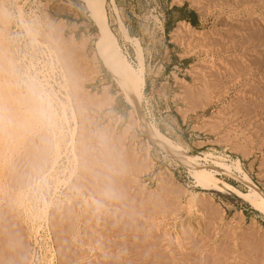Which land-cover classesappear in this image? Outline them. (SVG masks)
Instances as JSON below:
<instances>
[{"label":"rangeland","instance_id":"1","mask_svg":"<svg viewBox=\"0 0 264 264\" xmlns=\"http://www.w3.org/2000/svg\"><path fill=\"white\" fill-rule=\"evenodd\" d=\"M114 2L106 0L109 26L135 68L138 59L129 38L142 51L146 85L140 114L195 156L218 149L222 154L244 158L234 149L250 148L244 150L250 153L242 160L243 168L264 192V110L260 107L264 106V0ZM0 5L8 13L6 37L14 55L15 79L26 99L22 101L16 95L13 99L12 95L8 100L0 92V264H173L171 255L164 263L161 255L147 258L145 252L155 255L165 244L167 252L174 253L175 264H264V212L234 194L204 190L194 178L174 172L157 159L163 148L136 123L139 114L101 58L99 29L82 0H0ZM20 6L23 20L18 15ZM190 11L198 15L196 26L179 20L188 17ZM58 23V36L50 40L47 35ZM72 35L78 41L85 37L81 53L72 49ZM54 50L61 60L73 51L74 55L68 54L72 62L68 69L65 67L66 74L70 73L68 80L62 76L63 64ZM34 84L53 100L59 117L62 112L67 116V120H58L59 128L30 119L28 86ZM82 95L93 100L108 95L112 100L102 108L87 103L80 108L78 98L82 100ZM61 128L67 152L58 169L73 170L72 153L80 161L74 179L69 178L68 171L60 175L66 184L47 175ZM73 133L74 152L68 145ZM44 174L47 176L42 181ZM163 177L170 185L167 191L159 187ZM219 177L244 193L250 191L232 176ZM35 181L41 187H36ZM21 188L36 196L38 208L44 196L52 200L47 221L37 219L29 224L25 210L16 205ZM194 194L203 199L201 205L208 206L206 211L203 206L189 208ZM6 214L11 220L9 230L5 228ZM33 226L39 229L35 238ZM164 237H168L166 241ZM150 243L159 244L154 248ZM150 248L154 251L149 252ZM140 250L146 257L140 256Z\"/></svg>","mask_w":264,"mask_h":264},{"label":"bare ground","instance_id":"2","mask_svg":"<svg viewBox=\"0 0 264 264\" xmlns=\"http://www.w3.org/2000/svg\"><path fill=\"white\" fill-rule=\"evenodd\" d=\"M85 4H86V8L88 9L89 11V15L90 17L92 18V20L94 21L95 25L98 27L99 29V41H98V52L101 56V58L104 60V62L106 63L107 66H109V68L111 69L114 77L116 78L117 82L120 84V86L122 87V89L124 90L125 94H126V98L127 100L129 101V103L131 104V106L133 107V109L138 112L139 114V119H137V122L139 127L146 133V135L148 136V138L155 144L159 145L160 147L163 148L164 152L167 153V155L176 163H179L183 166H185L188 171L192 174L193 178L195 179V182L197 185H199V187L201 186V188H203L204 190H220V191H223V192H227V193H231V194H234L236 196H238L239 198H241L242 200H246L248 202H250L257 210L259 211H262L264 212V192L259 188V186L255 183V181L252 179V177L244 170L243 168V162L242 160L246 159V157L249 155V151L250 148H248L247 152H244V150H246V148L242 151L241 149L237 148V149H234V151H237L240 153H242L243 157L242 156H239L237 158H234L232 160L231 163L225 161L224 157L221 156V155H216V157H213L212 154H209L208 152L207 153H203V157L202 155H193L189 152V150L183 146L180 142H176V141H172L170 139H168L165 135H163L162 133L159 132V130L155 127H153L151 124L148 123V121L146 120L145 116H143V114H140V109H141V101L144 97V89H145V85H146V80H145V75H144V60H143V56H142V51L140 49V47L135 43L133 42L130 38V42L133 43L134 47H135V51H136V55H137V59H138V68H135L131 62L128 60V58L125 56V54L122 52V49L118 43V40H117V37L116 35L114 34V32L112 31V29L110 28L109 26V22H108V14H107V8H106V0H82ZM112 4L114 5L115 2L114 0H111ZM177 2H180V1H177ZM262 2V1H261ZM19 9V17L22 18L24 17V13L22 11V8L21 6L18 8ZM7 11H5L1 5H0V92L4 93V95H6L5 97L3 98H7L8 100L10 99L11 100V96L13 95V99H14V95H16L17 97H19L22 101L26 100L25 99V96L23 95V91L21 90L20 88V85L18 83V81L15 79V73H14V65H15V60H14V55L13 53L11 52V49L9 48V41L6 37V31L9 27V19L7 17L8 13H6ZM36 17V15H35ZM23 20V18H22ZM33 20V19H32ZM60 22H63L64 23V20H60ZM34 24V23H33ZM40 24V22H39ZM38 24V25H39ZM59 24V23H58ZM37 25V24H36ZM56 26V25H55ZM120 26H121V29L123 32H126V29H125V26L124 24L121 22L120 23ZM37 27V26H36ZM61 27L60 24L57 25L56 27H52V31L48 36V38L50 40H55L53 39L55 36H58L57 34V29L59 30ZM187 27V26H186ZM35 28V27H34ZM42 28V27H41ZM42 30V29H41ZM9 32V31H8ZM31 36H33V38H35V34L34 32L32 31H29ZM39 32V31H38ZM253 33V32H252ZM264 35V34H263ZM47 38V39H48ZM60 43V42H59ZM71 45H72V49L74 48V51H76V53L79 51L81 53L82 49L84 48V46L86 45V39L85 37L80 39L79 41L74 39L73 35L71 36V39H70V42ZM56 50V49H55ZM55 52V54L57 55V59L59 60L58 62H60L62 65L61 67L63 68V71H62V76L65 80H68V74L70 75V73H67L66 74V68L68 69L69 68V64H71V60L68 61V54L71 53L73 54L72 52H68V53H65L64 57L62 60L60 59V54L58 55V53ZM52 51V50H51ZM84 52V51H83ZM70 54V55H71ZM63 55V54H62ZM74 55V54H73ZM56 59V60H57ZM65 60V61H64ZM256 60V59H255ZM254 60V61H255ZM259 62V61H258ZM17 63V62H16ZM264 64V63H263ZM258 65V64H257ZM71 66V65H70ZM261 66V65H260ZM66 67V68H65ZM264 67V66H263ZM60 70V69H59ZM61 71V70H60ZM74 74V73H73ZM26 75V74H25ZM30 74H28L29 76ZM247 75V74H246ZM27 76V78H28ZM72 76V75H71ZM77 77V76H76ZM215 77V76H214ZM26 78V79H27ZM21 79V78H20ZM24 79V78H23ZM44 80H46V84L49 83V81L45 78ZM24 81V80H23ZM26 81V80H25ZM26 83V82H25ZM41 83V82H40ZM31 84V83H30ZM39 84V83H38ZM37 84V85H38ZM43 84V83H42ZM35 85V84H34ZM264 85V84H263ZM45 85H42V88H44ZM78 87V86H77ZM40 88V87H39ZM52 88V87H51ZM77 91H78V88H77ZM260 92V91H259ZM76 94V93H75ZM79 94V93H78ZM85 94V93H84ZM83 94V95H84ZM83 95H82V100H80L81 97L78 98V103H79V106L80 108L83 107L84 105H96L97 108H102L104 106L107 105V103L112 100V99H109L108 95H103V97L101 96L100 98L98 97V99L96 100H93L91 98H87V99H84L83 98ZM80 96V94H79ZM85 97V95H84ZM29 98V97H28ZM47 98H48V101L50 103V107H51V111L53 112L54 114V120L53 122H51V127L53 126L54 128H57L58 127V120H60L61 118H66L67 116L65 115L64 112L63 115L61 117H59L56 113V110H55V107L51 101V98L47 95ZM69 98V97H68ZM70 99V98H69ZM68 99V100H69ZM17 100V99H16ZM14 100V101H16ZM77 100V99H76ZM109 100V101H108ZM3 103V102H2ZM20 103V102H19ZM52 103V104H51ZM204 104V103H202ZM206 104V103H205ZM254 104V103H253ZM260 104V103H259ZM9 105V104H8ZM92 105V106H93ZM263 105V103H262ZM7 106V105H6ZM5 106V107H6ZM15 106V105H14ZM17 106V105H16ZM24 106V105H23ZM190 106V105H189ZM250 106V105H249ZM25 107V106H24ZM54 107V108H53ZM200 107H202V105H200ZM260 107H263V110H264V106H260ZM69 108V107H68ZM79 108V109H80ZM84 108V107H83ZM203 108V107H202ZM244 108V106H243ZM251 108V107H250ZM30 109V119L34 120L36 118L33 117L32 113H31V105L29 107ZM72 109V108H70ZM74 109V108H73ZM190 109V108H189ZM245 110V109H244ZM241 111V110H240ZM8 112V111H7ZM13 112V111H11ZM73 112V111H72ZM248 113V112H247ZM252 113V111L250 112ZM263 113V112H262ZM8 114V113H7ZM2 115V114H1ZM15 115V114H14ZM73 119L76 121V115L74 114L73 112ZM8 117V116H7ZM9 118V117H8ZM14 118V117H13ZM21 119V118H20ZM8 120V119H7ZM65 120V119H64ZM67 120V118H66ZM246 120V119H245ZM12 121V120H11ZM35 122V121H34ZM32 123V122H31ZM57 123V124H56ZM60 123V122H59ZM36 124V123H35ZM3 125V124H2ZM34 126V125H33ZM77 126V125H76ZM3 128V127H2ZM6 128V127H5ZM3 128V129H5ZM59 128V127H58ZM204 128V127H203ZM57 130V129H56ZM55 130V131H56ZM4 132V131H3ZM21 132V131H20ZM55 133V132H54ZM58 133H59V139L55 141L54 143V153H53V161L51 162V167L48 171L49 174H47L48 176H50L51 178L52 177H55L56 181L57 182H66L65 180H61L60 179V175H64L68 170H67V167H62L60 170L58 169L60 166H59V161H61L62 157L64 155H66V152L65 151V147L63 146V130L62 128L58 130ZM57 133V134H58ZM71 137V136H70ZM66 139V138H65ZM70 142L68 143V145H70L72 147V152L76 151V142L74 140V133L72 134V137L70 138ZM16 141V140H15ZM67 144V143H66ZM32 146V145H31ZM30 146V147H31ZM47 146V145H46ZM67 146V145H66ZM149 146V145H148ZM242 147V145H240ZM40 147V146H39ZM49 147V146H48ZM42 148V147H41ZM29 150V149H27ZM162 150V149H161ZM162 150V151H163ZM33 152V151H32ZM27 153V151L25 152V154ZM6 154V153H5ZM71 154V153H70ZM73 154V163H74V168L73 170H69L67 172V174H69V178H72L74 179L75 175H76V172L78 170V164L80 163L79 161V157L77 154ZM108 154V153H107ZM7 155V154H6ZM24 156V155H23ZM29 156V155H28ZM111 156V155H109ZM1 158V157H0ZM33 158V157H32ZM2 159V158H1ZM7 159V158H6ZM36 159V158H35ZM121 159V158H120ZM147 159V158H146ZM34 160V159H33ZM89 160V159H88ZM111 161V160H110ZM144 161V160H143ZM31 163V162H30ZM38 163V162H37ZM20 164V163H19ZM47 164V163H46ZM151 163L148 164V166L150 165ZM94 165V164H93ZM1 166V165H0ZM20 166V165H19ZM83 166V165H82ZM90 168V167H89ZM80 169V168H79ZM44 170V169H43ZM42 170V171H43ZM108 170V169H107ZM110 170V169H109ZM115 170V169H114ZM113 170V171H114ZM27 171V170H26ZM41 171V170H40ZM88 171V170H87ZM168 171V170H167ZM32 172V171H31ZM112 172V171H111ZM115 172V171H114ZM83 173V172H82ZM99 173V172H98ZM105 174V172H103ZM170 173V172H169ZM119 174V173H118ZM171 174V173H170ZM47 175H43L42 176V181L45 179V177ZM112 175V174H111ZM122 175V174H121ZM221 175H229L230 177H234L235 179H237L238 181L242 182L244 185H246L248 188H249V193H244L243 191H241L240 189H238L236 186L232 185L231 183L223 180L221 177ZM163 176V175H162ZM158 177V176H157ZM84 178V177H83ZM166 178V177H165ZM170 179V177H169ZM172 179V178H171ZM95 180V179H94ZM113 180V179H112ZM160 184H159V187H162V188H167L165 191L169 190V182L166 181V179H164V177L161 179L160 178ZM41 181V182H42ZM93 181V180H92ZM110 181V180H109ZM36 182V181H35ZM115 182V181H114ZM116 182H118L116 180ZM122 182V180H121ZM95 183V182H94ZM120 183V182H119ZM58 184V183H57ZM66 184V183H65ZM111 184V183H110ZM84 185V184H83ZM98 185V184H97ZM120 185V184H119ZM122 185V184H121ZM35 186L36 187H41V184L36 182L35 183ZM118 186V185H117ZM14 187V186H13ZM47 187V186H46ZM55 187V186H54ZM87 188H89L88 186H86ZM109 187V186H108ZM112 187V186H111ZM126 187V186H125ZM28 187H26L27 189ZM57 188V186H56ZM72 188H73V185H72ZM86 188V189H87ZM96 188V187H95ZM106 188V187H104ZM22 189V192H18L20 191V189L17 191L19 193L18 197L15 195V200L17 202L16 205H18V207L24 209L23 211L25 212V214H27L26 218L27 220H29V224H31V222L33 220H37V219H42L44 221H47L48 220V216L50 214V211L52 210L51 207H52V200H48L45 196L42 199V206L40 208L39 205H37V202L39 201H36V196H33L32 194H29L30 192V189L27 191V190H23L24 188H21ZM67 189V188H66ZM69 189V188H68ZM74 189V188H73ZM82 189V188H81ZM98 188H96L97 190ZM48 190V189H47ZM100 190V189H99ZM33 191V190H32ZM121 191V190H120ZM97 192V191H96ZM111 192V191H110ZM126 192V191H124ZM16 193V192H15ZM33 193V192H32ZM109 193V192H108ZM139 194V193H138ZM36 195V194H35ZM102 195V194H101ZM105 195V194H104ZM118 195V194H117ZM205 195V193H204ZM207 195V194H206ZM119 196V195H118ZM202 196H203V193H202ZM124 197V196H123ZM148 197V196H147ZM159 196L157 195V198ZM199 196H197V194H194L189 202H188V205H189V208L190 209H195L196 206H203L200 204V201L203 200V199H199L198 198ZM205 197V196H204ZM203 197V198H204ZM57 198V197H56ZM115 198V197H114ZM85 199V198H84ZM136 199V198H135ZM170 199V198H169ZM206 199V198H205ZM211 199V198H210ZM83 200V199H82ZM115 200V199H114ZM167 200V199H166ZM212 200V199H211ZM111 201V200H109ZM118 201V200H117ZM155 201V200H154ZM164 201V200H163ZM205 201V200H204ZM209 201V200H208ZM208 201H205V202H208ZM213 201V200H212ZM15 202V203H16ZM78 202V200H77ZM135 202V201H134ZM146 202V201H145ZM156 202V201H155ZM158 202V201H157ZM72 203V202H71ZM111 203V202H110ZM118 203V202H117ZM133 203V202H132ZM149 203V202H148ZM209 203V202H208ZM211 203V202H210ZM130 204V203H129ZM137 204V203H136ZM158 204V203H157ZM163 206L166 205L164 203H162ZM66 205V204H65ZM160 206V204H158ZM168 205V203H167ZM213 205V204H212ZM73 206V205H72ZM79 206V205H78ZM157 206V205H156ZM162 206V205H161ZM160 206V207H161ZM206 206V205H205ZM211 206V205H209ZM215 206V205H214ZM213 206V207H214ZM15 207V206H14ZM35 207L37 208V210H35ZM69 207V206H68ZM84 207V206H83ZM119 207V206H118ZM126 207V206H125ZM155 207V206H154ZM168 207V206H167ZM188 207V206H187ZM204 207V206H203ZM208 207V206H206ZM204 207V209L206 208ZM98 208V207H97ZM144 208V207H143ZM146 208L147 205H146ZM150 208V207H149ZM163 208V207H162ZM75 209V208H73ZM104 209V208H103ZM165 209V207L163 208ZM168 209V208H167ZM181 209V208H180ZM203 209V208H202ZM201 209V210H202ZM212 209V208H211ZM218 209V208H217ZM216 209V210H217ZM68 210V209H67ZM85 210V209H83ZM95 210V209H94ZM128 210V209H127ZM148 210V209H147ZM150 210V209H149ZM152 210H155V209H152ZM197 210V209H196ZM66 211V210H65ZM151 211V210H150ZM157 211V210H156ZM155 211V212H156ZM168 211V210H167ZM166 211V212H167ZM192 211V210H191ZM206 211V209H205ZM218 211V210H217ZM104 212V211H103ZM160 212V210L158 211V213ZM175 212V211H174ZM208 212V211H207ZM220 212V211H218ZM145 213V212H144ZM150 213V212H149ZM170 213V212H169ZM199 213V212H198ZM197 213V214H198ZM202 213V212H201ZM211 213H214V212H211ZM19 214V213H18ZM107 214V213H106ZM204 214V212H203ZM101 215V214H100ZM9 216V214H8ZM7 214H6V221H5V228H8V230L10 229V226H11V220H9ZM24 216V217H25ZM77 216V215H76ZM203 216V215H202ZM215 215H213L214 217ZM217 217V216H216ZM17 218V217H16ZM74 218V217H73ZM87 218V217H86ZM144 218V217H143ZM150 218V217H149ZM152 218V217H151ZM155 219V218H153ZM5 220V219H4ZM3 220V221H4ZM71 220V219H69ZM98 220V219H97ZM200 220V219H199ZM2 221V220H1ZM2 221V223H3ZM115 221V220H113ZM126 221V220H125ZM150 221V220H149ZM153 221V220H152ZM35 222V221H34ZM37 222V221H36ZM65 222V221H64ZM94 222V221H92ZM129 222V221H127ZM86 223V222H85ZM110 223V222H109ZM131 223V222H130ZM153 223V222H152ZM59 224V223H58ZM64 224V223H63ZM67 224V223H66ZM107 224H108V221H107ZM129 224V223H128ZM142 224V223H141ZM208 224V223H207ZM32 225V224H31ZM90 225V224H89ZM109 225V224H108ZM112 225V224H111ZM116 225V224H115ZM151 225V224H150ZM210 225V223H209ZM29 226V225H28ZM98 226V225H97ZM130 227V224L128 225ZM212 226V225H211ZM32 227V226H31ZM87 227V226H86ZM107 227V226H106ZM199 227V226H198ZM207 227V226H206ZM219 227V226H218ZM12 228V227H11ZM17 228V227H16ZM65 228V227H64ZM90 228V227H89ZM132 228V227H131ZM137 228V227H136ZM155 228V227H154ZM175 228V227H174ZM1 229V228H0ZM33 229V230H32ZM69 229V228H68ZM95 229V228H94ZM122 229V228H121ZM120 229V230H121ZM219 229V228H218ZM24 230V229H23ZM32 230V231H31ZM31 232L33 233V236L34 238L37 236L38 234V231L39 229H37V227H34L31 228ZM132 230V229H131ZM140 230V229H139ZM151 230V229H150ZM154 230V229H153ZM11 231V230H10ZM117 231V230H115ZM133 231V230H132ZM168 231V230H167ZM190 231V230H189ZM208 231V230H207ZM63 232V231H62ZM76 232V231H75ZM80 232V231H79ZM99 232V231H98ZM135 232V231H134ZM137 232V231H136ZM151 232V231H150ZM187 233V231H185ZM209 232V231H208ZM2 233V230L1 232ZM4 233V232H3ZM11 233V232H10ZM18 233V232H17ZM125 233V232H124ZM140 233V231H139ZM167 233V232H166ZM165 233V235H166ZM207 233V232H206ZM210 233V232H209ZM245 233V232H244ZM256 233V232H255ZM6 235L9 236V234L5 233ZM4 234V235H5ZM84 234V233H83ZM106 234V233H105ZM129 234V233H128ZM136 234V233H135ZM138 234V233H137ZM94 235V234H93ZM146 234L144 233V236ZM154 235V234H153ZM156 235V234H155ZM227 235V234H226ZM14 236V235H13ZM90 236V235H89ZM137 236V235H135ZM134 236V238H136ZM141 235L137 236L140 237ZM167 236V235H166ZM7 237V236H6ZM10 237V236H9ZM31 237V236H30ZM84 237V236H83ZM93 237V236H92ZM143 237V235H142ZM140 237V238H142ZM146 237V236H145ZM159 237V236H157ZM161 237V235H160ZM159 237V238H160ZM18 238V236H17ZM136 238V239H137ZM152 238V237H151ZM154 238V237H153ZM165 238V237H164ZM168 238V237H167ZM165 238V241L166 239ZM177 238V237H176ZM199 238V237H198ZM72 239V238H71ZM77 239V238H76ZM135 239V240H136ZM139 239V238H138ZM161 239V238H160ZM171 239V238H170ZM21 240V239H19ZM59 240V239H58ZM85 240V239H84ZM145 240V239H144ZM152 240V239H151ZM155 240V239H154ZM158 240V239H157ZM164 240V239H163ZM162 240V241H163ZM176 240V239H175ZM183 240V239H182ZM60 241V240H59ZM58 241V242H59ZM98 241V240H97ZM156 241V240H155ZM170 241V240H169ZM168 241V242H169ZM185 241V240H184ZM183 241V242H184ZM200 241V240H199ZM5 242V241H3ZM26 242V241H25ZM76 242V241H75ZM93 242V241H92ZM135 242V241H134ZM140 242V240H139ZM138 241L136 243H139ZM145 242V241H143ZM159 242V241H158ZM194 242V241H193ZM197 242V240H196ZM82 243V242H81ZM85 243V242H84ZM127 243V242H126ZM125 243V244H126ZM133 243V242H132ZM147 243V242H146ZM167 243V242H166ZM198 243V242H197ZM250 243V242H249ZM68 244V243H67ZM83 244V243H82ZM93 244V243H92ZM115 244V243H114ZM122 244V243H121ZM120 244V245H121ZM130 244V243H128ZM134 244V243H133ZM132 244V246H134ZM151 244V243H150ZM153 244V243H152ZM151 244V245H152ZM156 244V243H155ZM152 247H154V245ZM159 244V243H157ZM155 245V247L157 248L158 245ZM193 244V243H192ZM195 244V243H194ZM63 245H66V244H63ZM117 245V244H116ZM115 245V246H116ZM140 245V243H139ZM142 245V244H141ZM147 245V244H146ZM149 245V244H148ZM171 245V244H170ZM197 245V244H196ZM7 246V245H6ZM17 246V245H16ZM97 246V245H96ZM136 246V245H135ZM138 246V245H137ZM136 246V247H137ZM144 246V245H142ZM164 246V245H163ZM194 246V245H193ZM209 246V245H208ZM61 247V246H60ZM73 247V246H72ZM117 247V246H116ZM128 247V246H126ZM131 247V245H130ZM133 248L135 249L136 251H139L137 250V248ZM141 247V246H140ZM150 247V246H149ZM154 247V248H155ZM206 247V246H205ZM221 247V246H220ZM227 247V246H226ZM23 248V247H22ZM101 248V247H100ZM103 248V247H102ZM154 248L153 250L150 248V250L152 251H149V252H153L154 251ZM195 248V247H194ZM67 249V248H66ZM117 249V248H116ZM132 248H130L131 250ZM138 249H140L138 247ZM141 249L143 250L144 248L141 247ZM167 249L168 247H166V244H165V247L164 248H157L156 250V254L153 255L154 253H152V255H150L151 253H148V252H145L147 253V258L148 259H151V257H157L160 258L159 255L163 256L162 258V262L163 260L166 258L167 259V256H170L171 255V261H173V264H175V260L176 258L173 259V254L174 253H171V250L170 252L168 251L167 252ZM197 249V248H196ZM199 249V248H198ZM248 249V248H247ZM252 249V248H251ZM249 249V250H251ZM50 251V249H48ZM47 250V251H48ZM94 250V249H93ZM146 250V248H145ZM169 250V249H168ZM20 251V250H19ZM61 251V250H60ZM67 251V250H66ZM103 251V250H102ZM117 251V250H116ZM122 251V250H121ZM141 251V250H140ZM173 251V250H172ZM177 251V250H176ZM227 251V249L225 250ZM52 252V251H51ZM68 252V251H67ZM71 252V251H70ZM74 252V251H73ZM109 252V251H108ZM129 252V251H128ZM144 252V250H143ZM76 253V252H75ZM74 253V254H75ZM78 253V251H77ZM96 253V251H95ZM94 253V254H95ZM118 253V252H117ZM142 253V251L140 252ZM138 253V254H140ZM191 253V252H190ZM194 253V252H193ZM192 253V254H193ZM225 253V252H224ZM125 254V253H124ZM143 254V256H142ZM140 254V256L142 258L146 257V255L144 256V253ZM149 254V255H148ZM167 254V255H166ZM187 254V252H186ZM191 254V256H192ZM195 254V253H194ZM218 254V253H217ZM28 255V254H27ZM62 255V254H61ZM68 255V254H67ZM97 255V254H95ZM228 255V254H227ZM52 256H54L53 252H52ZM118 256V254H117ZM139 256V257H140ZM219 256H220V253H219ZM66 257V256H65ZM71 257V256H70ZM69 257V258H70ZM112 257V256H111ZM120 257V256H119ZM130 257V256H129ZM136 257V256H135ZM181 257V256H180ZM183 259H186L184 256H182ZM193 257V256H192ZM191 257V258H192ZM227 257V256H226ZM116 258V257H115ZM189 257H187L188 259ZM211 258V257H210ZM73 259V258H72ZM122 259V258H121ZM159 259V260H160ZM164 260L165 261H168V260ZM186 259V260H187ZM209 259V258H208ZM20 260V259H18ZM17 260V261H18ZM23 260V259H22ZM26 260V259H24ZM80 260V259H79ZM105 260V259H104ZM114 260V259H113ZM180 260V259H179ZM196 260V258H195ZM198 260V259H197ZM250 260V259H249ZM21 261V260H20ZM112 261V260H111ZM118 261V260H117ZM156 261V260H154ZM190 261V259H189ZM201 260H199L200 262ZM254 261V260H253ZM252 261V262H253ZM258 261V260H257ZM19 262V261H18ZM17 262V263H18ZM69 262V261H68ZM72 262V261H71ZM98 262V261H96ZM158 262H161V261H158ZM163 262V263H164ZM181 262V260H180ZM191 262V261H190ZM211 262V261H210ZM209 262V263H210ZM21 263V262H20ZM19 263V264H20ZM25 263V262H24ZM88 263V262H87ZM120 263V262H119ZM134 263V262H133ZM153 264L155 262H152ZM196 263V262H195ZM198 263V262H197ZM196 263V264H197ZM53 264V263H52ZM65 264V263H64ZM66 264H69V263H66ZM101 264V263H100ZM104 264V263H103ZM108 264V263H107ZM116 264V262H115ZM118 264V263H117ZM123 264V263H122ZM125 264V263H124ZM136 264V263H135ZM144 264V263H143ZM159 264V263H158ZM165 264V263H164ZM177 264V263H176ZM179 264V263H178ZM182 264V263H181ZM185 264V263H183ZM192 264V263H191Z\"/></svg>","mask_w":264,"mask_h":264},{"label":"clouds","instance_id":"3","mask_svg":"<svg viewBox=\"0 0 264 264\" xmlns=\"http://www.w3.org/2000/svg\"><path fill=\"white\" fill-rule=\"evenodd\" d=\"M28 95L31 101V113L39 121L50 124L54 119L50 103L46 95L35 85L28 86Z\"/></svg>","mask_w":264,"mask_h":264},{"label":"built area","instance_id":"4","mask_svg":"<svg viewBox=\"0 0 264 264\" xmlns=\"http://www.w3.org/2000/svg\"><path fill=\"white\" fill-rule=\"evenodd\" d=\"M18 21H20V20H18ZM209 154H212L213 155V157H216V155L218 156V155H221V156H223L224 157V159L227 161V162H232V160L234 159V158H237V157H234V156H232V155H230V154H222L221 152H219L218 151V149H211L209 152H208ZM202 155V157H203V154H201ZM157 159L159 160V161H162L163 163H165L166 164V166L167 167H169V168H171L174 172H176V173H178V174H184L187 178H189V177H192L193 178V176H192V174L188 171V169L185 167V166H183V165H181V164H179V163H176V162H174L166 153H164L163 151H159V153H158V156H157Z\"/></svg>","mask_w":264,"mask_h":264},{"label":"trees","instance_id":"5","mask_svg":"<svg viewBox=\"0 0 264 264\" xmlns=\"http://www.w3.org/2000/svg\"><path fill=\"white\" fill-rule=\"evenodd\" d=\"M179 20H186L189 23H191L193 26H196L197 25V21H198V15H197V13L195 11H190L188 17H183V18H181ZM148 88H149V86H148V83H147L146 89H148Z\"/></svg>","mask_w":264,"mask_h":264},{"label":"crops","instance_id":"6","mask_svg":"<svg viewBox=\"0 0 264 264\" xmlns=\"http://www.w3.org/2000/svg\"><path fill=\"white\" fill-rule=\"evenodd\" d=\"M182 21V20H181ZM184 21V20H183Z\"/></svg>","mask_w":264,"mask_h":264}]
</instances>
